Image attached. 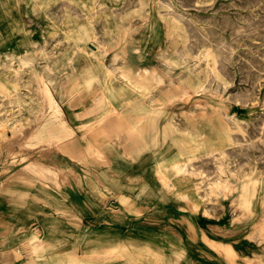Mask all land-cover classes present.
<instances>
[{
  "label": "rangeland",
  "instance_id": "374dc122",
  "mask_svg": "<svg viewBox=\"0 0 264 264\" xmlns=\"http://www.w3.org/2000/svg\"><path fill=\"white\" fill-rule=\"evenodd\" d=\"M0 264H264V0H0Z\"/></svg>",
  "mask_w": 264,
  "mask_h": 264
},
{
  "label": "bare ground",
  "instance_id": "6f19581e",
  "mask_svg": "<svg viewBox=\"0 0 264 264\" xmlns=\"http://www.w3.org/2000/svg\"><path fill=\"white\" fill-rule=\"evenodd\" d=\"M13 42V41H12ZM11 45H12V43H11ZM145 67V66H144ZM142 71H144V73L142 72H137L136 74H137V79L136 80H138V81H134V82H132L131 81V77H126L125 78V76H123V75H121L122 76V78H125V82H126V85L128 86V88H129V90L130 91H132V92H135L136 94L139 92V89L141 88V83H140V81L141 80H143V81H147V80H150L151 82H153V83H155V81H154V77H155V69H151V70H148V69H143ZM117 73V72H116ZM122 74V73H121ZM114 76V75H113ZM136 76V75H135ZM117 77V76H116ZM120 80H122V79H120ZM123 81V80H122ZM124 82V81H123ZM41 94H43L42 95V97L44 96V98L43 99H45L46 100V102H47V106H48V108H49V110H51L52 111V113L54 114V115H58V116H64L63 115V112H62V109H61V107L58 105V103L56 102V100L54 99V97H53V94H52V91L50 90V88L47 86V85H45V86H43V88H42V93ZM141 94V93H140ZM46 105V104H45ZM46 107V106H45ZM45 107H44V109H45ZM114 107V106H113ZM114 110V109H113ZM46 111V110H45ZM44 112V111H43ZM42 112V113H43ZM109 112H113V111H109ZM51 114V113H50ZM105 115H106V113L105 114H103V115H101L100 117H99V119H98V121H97V124L95 125V126H97V127H101V126H104L105 124H104V122H105ZM41 117V116H40ZM59 121V120H58ZM50 123H52V121L50 120V121H48V122H46L43 126H42V129L43 130H46L47 129V127L50 125ZM93 124V123H92ZM92 124H90L91 126H92ZM82 125H89L87 122H85V123H83ZM118 125H120V124H118ZM54 127H56L57 129H58V131H60L61 129H65V130H67V132L69 133H66V134H68V135H70L71 136V134H73L74 132L72 131V129L70 128V125H68V123H67V121L65 120V119H61V121H59L58 123H57V125H53ZM41 127V126H40ZM84 127V126H83ZM82 127V128H83ZM60 129V130H59ZM91 129V128H90ZM63 130H61V131H63ZM73 132V133H72ZM63 133H64V131H63ZM36 137H38L37 135H36ZM50 137V136H49ZM52 137V136H51ZM50 137V138H51ZM72 137V136H71ZM57 140V139H56ZM55 140V138H54V141H56ZM58 141V140H57ZM51 142H53V140L51 141ZM58 143V142H57ZM56 143V144H57ZM60 143V142H59ZM29 162V161H28ZM27 162V165H26V168L28 169V167L29 168H31L32 166L29 164ZM33 163V162H32ZM26 164V163H25ZM31 167H30V166ZM38 165V164H37ZM50 165V164H49ZM173 165V164H172ZM180 165V164H179ZM24 166V165H23ZM40 166H42V165H40ZM46 166V165H45ZM33 167H35V165L33 166ZM32 167V168H33ZM176 167V168H175ZM177 165L175 164L174 166H173V168L174 169H177ZM32 168H31V170H32ZM39 168V167H38ZM35 169V168H34ZM41 169V168H40ZM62 169V168H61ZM179 169H180V167H179ZM182 169V168H181ZM36 170V169H35ZM57 170V169H56ZM30 171V170H29ZM34 171V170H33ZM33 171H30L31 173H35V172H37V171H35V172H33ZM40 171H42V169L40 170ZM44 171V170H43ZM174 171V170H173ZM180 171V170H179ZM29 172V173H30ZM58 172V171H57ZM41 173V172H40ZM47 173V172H46ZM38 174H39V172H38ZM44 174V173H43ZM21 175H23L22 173H21ZM34 175H36V174H34ZM33 175V176H34ZM41 175V174H40ZM25 176V175H24ZM38 176V175H37ZM46 176V175H45ZM49 176V175H48ZM45 178V177H44ZM17 179H18V177H17ZM256 229V228H255ZM34 237H35V235H34ZM40 240V239H39ZM31 241V240H30ZM23 243V242H22ZM30 243V242H29ZM25 244V243H24ZM216 246H217V244H215ZM214 245V246H215ZM219 245V244H218ZM228 246V245H227ZM220 247H221V244H220ZM226 249H228V247H226ZM223 250V249H222ZM117 251V250H116ZM127 251V250H126ZM224 251V250H223ZM221 252V251H220ZM26 254V253H25ZM85 255V254H84ZM87 255V254H86ZM105 256V255H104ZM227 256V255H226ZM87 257V256H86ZM90 257V256H89ZM106 257V256H105ZM248 258V257H247ZM90 259H91V257H90ZM230 260V259H229ZM74 261V263L75 262H77V263H79V262H81V261H79V259H74L73 260Z\"/></svg>",
  "mask_w": 264,
  "mask_h": 264
},
{
  "label": "crops",
  "instance_id": "0c3cea01",
  "mask_svg": "<svg viewBox=\"0 0 264 264\" xmlns=\"http://www.w3.org/2000/svg\"><path fill=\"white\" fill-rule=\"evenodd\" d=\"M129 174V172H126V174ZM123 179H128V177H123ZM120 191V190H119ZM119 191L118 192H116V195L118 194L119 195ZM12 224L10 223V221H8V227L7 226H3V229H6L7 230V234L9 233V230H10V226H11ZM61 259V258H60Z\"/></svg>",
  "mask_w": 264,
  "mask_h": 264
}]
</instances>
